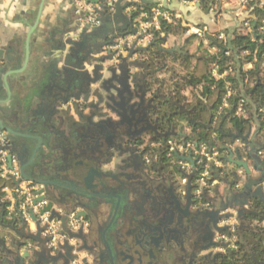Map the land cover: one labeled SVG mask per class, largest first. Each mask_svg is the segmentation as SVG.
I'll return each instance as SVG.
<instances>
[{"label":"flooded vegetation","instance_id":"flooded-vegetation-1","mask_svg":"<svg viewBox=\"0 0 264 264\" xmlns=\"http://www.w3.org/2000/svg\"><path fill=\"white\" fill-rule=\"evenodd\" d=\"M83 51L72 65L90 58V51ZM137 74L135 96L142 104L132 114L110 101L86 100L84 87L69 95L58 86L53 112L44 122L39 110L30 112L23 131L6 122L19 171L42 182L56 204L83 215L82 232L77 230L70 248L46 246L40 252L20 240L25 245L15 250L12 241L19 237L10 234L0 248V264H264L263 248L253 251L264 236V221L258 224L263 205L251 200L242 206L249 192L240 196L235 190L215 200L204 192L198 205L181 175L185 162L170 141L196 127L190 103L157 94L144 74ZM70 101L72 116H66L61 106ZM239 211H245L244 221Z\"/></svg>","mask_w":264,"mask_h":264},{"label":"crops","instance_id":"crops-1","mask_svg":"<svg viewBox=\"0 0 264 264\" xmlns=\"http://www.w3.org/2000/svg\"><path fill=\"white\" fill-rule=\"evenodd\" d=\"M135 4L136 6H130L124 12L127 16L133 15L134 28H137V33L133 36H136V38L142 37L139 35V32L140 26L143 23L156 26L152 30L151 37L137 42L136 47H146L155 42L157 48L151 47L148 52L152 50L159 51V48L172 50L173 52L172 54H168L159 51L166 55V59L158 63L154 61L145 62L148 56L142 57L138 55L135 58L139 60L146 70L143 68L134 69L133 72L144 74L147 82L151 84V88L159 95L171 97L173 101L186 98L190 103L189 107L193 117H196L194 112L196 108H202L203 105H206L209 111H212L213 108L214 119L211 124L213 129L216 128L217 122L221 120V129L217 131L220 135L219 137L223 140L218 137L217 132H212L210 135V143L212 145L199 139L197 135L199 129L204 127L201 124H205L199 118L196 120V127L191 132H187L185 135H177L175 140L171 139L170 141L174 149L177 150L178 155L183 157L188 148L193 149L195 145L199 148L209 147L210 149H216L221 158L222 153L220 152V148L228 144L225 143L227 140L229 141V138H226L225 135L230 132L234 133L232 127L236 123L233 120H243L247 125L241 128L242 133L244 135L247 134L248 127L250 126L251 136L249 139L259 144L258 155L263 157L264 59L258 64L261 68L260 71L263 73L257 72L255 83L247 77L244 81H240V83H230L227 79H233V77L238 75L239 71L242 73L251 71L255 64H257V58L255 57V60L253 58L251 62H243V58L247 56L246 52H249L234 53L227 45L235 35L248 37L240 23L244 19H250L254 20L255 25L258 20L264 18V9H259L256 5L250 6L244 17L238 18L233 12V9L237 12V7L234 3L226 4L219 0H200L195 4L192 2L185 3L184 0H144V2L135 1ZM40 5L41 0H0V50H4L5 53L11 51L16 56V69L23 67L25 45L27 43L26 37L29 28L37 19ZM85 5L94 10L97 8V6L91 3L86 2ZM77 22L79 23L78 30L81 31L84 26L79 22L77 16H75V0H44L38 25L28 41V62L19 76L8 79L11 92L8 98L5 86L0 78V101L6 102L4 106L0 105V109H3L7 115L4 121L12 124L11 126L14 129L23 131V128L26 127V121L31 118L30 112L39 110V119L43 122L48 112H53L52 104L55 97L58 96L56 87L60 83L58 74L62 68V63L60 62V44L62 40L74 37V34L62 36V33L67 32L71 27L73 28ZM166 26H177L180 29L179 34H168L165 29ZM197 31L199 34H197ZM164 38L165 41H163ZM220 38L224 39L223 42H221ZM259 42L263 43V40ZM109 49L114 50L113 48ZM226 53L228 56L225 55ZM233 54L234 56H232ZM253 54H257V50H254ZM174 56H181L184 60L193 61L192 66H194L195 60L199 58H205L208 61L210 93L218 90L216 99H213L212 104L209 105L206 102L207 98L203 97L204 89L202 84L193 87L185 85L182 91L174 92L172 72H176L177 75L179 73V64L174 62ZM240 60L243 63H239ZM214 65H218V70L214 69ZM228 67H231L232 75L223 76L222 73ZM226 81L231 84L235 92L230 101L233 108L227 110L225 114L218 116V109L225 93ZM240 97L246 100L245 112L240 116H235L234 105ZM61 109L66 111V116H72L71 101L62 105ZM226 124L232 125L224 129ZM205 127L206 133H208L210 127L206 124ZM235 147H241L243 157L249 162V166H252V163L246 157L248 149L243 146L242 142H236ZM13 160L19 172L16 158L13 157ZM182 166L185 167L186 163ZM222 166L223 164L220 162L215 167L204 190L211 200L225 198L230 190L241 191L243 172L241 170H234L241 179L240 182L235 183L232 176L222 177ZM189 172L188 174H190ZM215 175H219L221 179H217ZM21 181L26 183L23 180ZM233 183L234 185L231 186ZM219 188H222L223 191ZM39 189H41V186H39ZM9 195V192H4L3 195H0L1 203H3L2 198L4 196L9 197ZM72 212L78 213L79 210L77 209ZM26 224L30 231L34 230L32 222ZM21 227L22 224L19 218H8L7 212L2 207L0 241L4 240V244H8L10 234L14 235L12 230L20 231ZM0 248H2L1 243Z\"/></svg>","mask_w":264,"mask_h":264},{"label":"water","instance_id":"water-1","mask_svg":"<svg viewBox=\"0 0 264 264\" xmlns=\"http://www.w3.org/2000/svg\"><path fill=\"white\" fill-rule=\"evenodd\" d=\"M135 1L144 2V0H117L116 3L111 4L109 0H87V3L97 6L95 13L97 15L98 25L96 27L85 25L83 29L79 31V23L77 22L74 24L73 28L71 27L67 32L62 33V36L74 34L73 38L62 40L60 44V62L62 63V68L59 71L58 77L60 79L59 89L62 92L70 95L72 91H80L84 87L86 100L91 99L98 104L103 103V101H110L113 106L120 107L124 113L129 114L134 113V109L140 107L142 100L135 96V89L137 88L135 82L138 74H132L131 70L141 68L140 62H137V58L135 57L147 53L151 47L157 48L156 43L152 42L146 47H136L138 40L141 38L138 37L130 48L123 46L125 49L123 54H120L116 50L109 49L117 46V40H124L128 36L136 35L137 28H134L133 15L127 16L124 14L127 8L136 6ZM43 3L44 0H41L37 19L29 28L26 37L27 43L25 45V61L23 67L16 69V56H14L11 51L5 53L4 50H0V78L5 86L7 98L10 97L11 94L8 79L19 76L28 62V41L38 25ZM104 39H107V41L98 43V41ZM163 41H165V38ZM96 45H98V49H96ZM83 50L90 51V58L86 59L84 57L78 66L72 65V61L76 59L77 56L81 57V55H85ZM104 51L106 54L102 55ZM159 51L168 54H172L173 52L172 50L160 48ZM72 72L76 75L72 76ZM81 74L86 76L83 81L79 77ZM121 79L124 80L120 81ZM144 81H146L145 77ZM134 99L136 102H134ZM5 104V101H0L1 106ZM6 117L5 111L0 109V131L12 135V132L4 121ZM233 129L234 133L230 132L225 135L226 138H229V142L221 149L222 157L220 158V162L223 164L222 177L232 176L234 182L238 183L241 179L234 170H241L243 172L241 181L242 186L240 194L237 195L241 196L243 193L249 192V197L243 202L242 206H245L248 201L253 200L261 203L264 207V156L261 157L258 155L260 149L259 144L249 139L251 136L250 126L245 135L242 133V129L236 124L233 125ZM238 141L242 142L243 146L248 149L246 157L250 160L252 166H249V162L243 157L241 147H235V143ZM1 150L7 152V161L11 167L14 157L12 151L8 145L0 148V151ZM181 160L188 164L191 169L190 174H187L185 170L183 171L184 173L181 174L183 178L187 179L189 183V192H191V190L195 188V185H191V181L198 176L203 168L202 166L196 168L197 159L193 158L192 152L189 153L188 157H182ZM19 173L21 179L15 181L14 185L17 186L20 181L23 180L29 183L30 186H41V189L37 193L38 198L33 201L32 206H36L41 202H46V205L39 211L38 215L34 214L32 209L28 211L30 220L34 225L33 231H30L22 218L20 219L22 224L21 230H12L14 234L19 237V240L12 241L13 248L15 250L22 248L25 245L24 242H21L22 240L36 245V248L40 249V252L45 251L47 249L46 246L49 247V250L56 246L70 248L72 240H76L78 237L76 232H72L67 225L68 215L72 212V208H64V206L56 204L42 190V182L28 178L24 175L23 170H21V172L19 171ZM215 177L221 179L219 175H215ZM233 185L234 183L231 184V186ZM45 214H48V223L52 221L60 222L61 230L59 231V236L62 237V240L55 245H51V237L44 236L48 224H42L38 216H43ZM82 215L83 213L77 214V219L79 220ZM237 217L240 221H244L245 211H239ZM221 218L226 219L230 218V216H221ZM217 231L227 232V228H220ZM81 232L82 229H79L78 233ZM0 243L3 246L4 240H1ZM210 247L225 248L226 245L221 244L218 246L217 244H211ZM24 258L26 259L28 257Z\"/></svg>","mask_w":264,"mask_h":264},{"label":"built area","instance_id":"built-area-1","mask_svg":"<svg viewBox=\"0 0 264 264\" xmlns=\"http://www.w3.org/2000/svg\"><path fill=\"white\" fill-rule=\"evenodd\" d=\"M185 3L192 2V3H198L200 0H184ZM221 2H224L226 4H232L234 3L237 7V12L235 9H233V12L235 13V16L240 18L244 17V14L249 10L250 6L256 5L259 9H264V0H219ZM87 0H75V16H77V19L79 22L85 26L90 25L91 27H96L98 25L97 22V15L95 13L94 9L88 8L86 6ZM111 4H114L117 2V0H109ZM112 10V9H111ZM241 26L243 29H245V33L248 37H256V36H263L264 35V18L261 20H258V22L254 25V20L250 19H244L241 23ZM156 27V26H155ZM154 26L143 23L140 26V32L139 35L142 37L138 40V42H141L145 40L146 38L151 37L152 30L155 29ZM139 31V30H138ZM197 34L199 32L197 31ZM138 38V37H137ZM136 36H128L124 40H119L116 47H113L114 50L118 51L120 54L124 53V47L130 48L135 40H137ZM221 42H223V38L221 39ZM228 56V54H225ZM246 55L248 56L249 53L246 52ZM254 60H255V54H254ZM214 69L218 70V65H214ZM223 76H230L232 75V69L231 67H228L225 72L222 73ZM235 95L234 90L231 87V84L226 81L225 85V93L222 97L221 104L218 109V116L223 115L226 113L227 110L230 108H233L231 104V98ZM245 105L246 100L243 97H240L236 104L234 105L235 110V116H240L244 114L245 112ZM8 145L6 134L4 132L0 131V148H3ZM198 146H193V149H189L185 152L184 155H189L190 152L193 154V158L197 159L196 168H200L202 166L201 172L198 174V176L194 179V197L196 201L198 202V205L200 206L201 203V195L205 192V188L207 186L208 179H210L212 172L215 170V167L220 163V156L219 153L216 151V149H210L209 147H202L199 148ZM177 152V150H176ZM178 153V152H177ZM186 173L188 174V171L191 172L190 166L186 164L185 167H183ZM189 172V173H190ZM20 179L19 172L15 166V161L12 160L11 167L8 164L7 161V152L4 150L0 151V181L5 182L0 187V195H3L4 192H9V197L4 196L2 198L3 207L5 211L7 212L8 218H19V220L22 218L26 223L31 222L30 216L28 215V211L30 209L33 210L34 214L38 215L39 211L44 208L46 205V202L38 203L36 206H32V203L35 199L38 198L37 193L39 192V186L33 185L30 186L29 183H24L20 181V183L15 186L14 182ZM186 178L184 179V181ZM8 211H7V210ZM39 220L42 224H48V227L44 233V236L51 237V245H55L57 242L62 240V237L59 236V231L61 230L60 222L58 221H52L50 223L47 222L48 214H45L43 216H38ZM231 224V227H233L234 219L229 221ZM67 225L72 232H77V230L81 226V220L77 219L76 213L71 212L68 215V221Z\"/></svg>","mask_w":264,"mask_h":264},{"label":"trees","instance_id":"trees-1","mask_svg":"<svg viewBox=\"0 0 264 264\" xmlns=\"http://www.w3.org/2000/svg\"><path fill=\"white\" fill-rule=\"evenodd\" d=\"M177 27V26H176ZM169 27L166 26L165 29L167 31L168 34H174V35H178L180 29L177 27ZM179 29V30H178ZM192 39V38H191ZM189 39V40H191ZM188 40V41H189ZM263 40V43H260L259 41ZM259 43V44H258ZM264 37L263 36H256L253 38L250 37H244L241 35H235L231 41L229 42V44L227 45V47L230 50H233L234 53H240L242 51H248L249 55L245 56V58H243V60H246L247 62H251L252 58H251V54L254 53V50H257V54L258 57L259 55H261V53L264 52ZM142 57H145L146 55L148 56L145 60V62H160L162 60L166 59V55L164 53H160L157 50H152L150 52H147L145 54H140ZM234 56V54L232 55ZM174 62H177L179 64V73L178 75L176 74V72H172V85L174 86V92H180L183 89V86H196L198 84H202L203 85V97L207 98L208 104H212L213 99H216V93L218 90H216L214 93H210L209 90V84H210V78H209V72H208V61L205 58H199L197 60H195V64L194 66H192V62L191 60H184L181 56H174ZM242 60V59H241ZM239 61L242 62V61ZM221 61V58H220ZM263 61V59H261L259 57L257 64H255V68L247 73H242V72H238V75H236L235 77H233V79L229 78L227 79L230 83H240V81H244V79L247 77L249 80L253 81V83H255L256 81V74L259 70L258 69V64H260V62ZM245 62V61H244ZM243 63V62H242ZM256 69V70H255ZM218 89V87H217ZM250 91V90H249ZM253 100H255V98L252 97ZM208 105V106H209ZM213 111L214 109L212 108V111H209L208 107L206 105H203L202 108H196L194 109V112L196 114V117H194V120L196 122V120H198V118L200 119V121L205 122L206 125H209V131L208 133H206V127L204 126L203 128L199 129V132L197 133V135L199 136V139L206 141L207 143H210V135L212 132H217L218 134V126L221 122L218 121L216 128L213 129V127L211 126L212 122H213ZM235 121L236 125L240 128L245 127L247 124L243 121V120H233ZM220 135L218 134V137ZM176 135H173L172 140H175ZM220 138V137H219ZM221 140H223L222 138H220ZM229 141L227 140L228 143ZM212 145V144H211ZM220 148V152H221ZM5 184V182L0 181V187ZM1 198V197H0ZM2 207H3V203H1L0 201V216L2 213ZM264 218H262V221H260L258 224L263 223ZM260 226V225H258ZM259 228V227H258ZM261 229V228H259ZM246 239H253L251 238V235L249 236L248 234H246L245 236ZM254 239H257L256 237H254ZM255 247L253 249L254 252H260V249L263 248V252L261 253V257L264 260V236L262 238L259 239L258 242L254 243ZM246 264V263H245Z\"/></svg>","mask_w":264,"mask_h":264},{"label":"rangeland","instance_id":"rangeland-1","mask_svg":"<svg viewBox=\"0 0 264 264\" xmlns=\"http://www.w3.org/2000/svg\"><path fill=\"white\" fill-rule=\"evenodd\" d=\"M263 46H264V45H263ZM263 54H264V52L261 53V55H259V57H260L261 59H264V55H263ZM244 56H245V55H244ZM253 57H254V54H251V58H252V59H253ZM255 57L257 58V62H258V59H259L258 54H255ZM244 58H245V57H244ZM244 61H246V60H243V62H244ZM246 62H247V61H246ZM254 68H255V66H254ZM254 68H253V69H254ZM253 69H252V70H253ZM255 70H256V69H255ZM257 70H259L260 73H263V72L260 71V70H261L260 65L258 66V69H257ZM230 125H232V124H230ZM230 125H229V124H226L225 127H224V129L227 128V127L230 126ZM221 153H222V152H221ZM219 189H220L221 191H223L222 188H219Z\"/></svg>","mask_w":264,"mask_h":264}]
</instances>
